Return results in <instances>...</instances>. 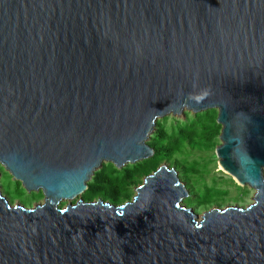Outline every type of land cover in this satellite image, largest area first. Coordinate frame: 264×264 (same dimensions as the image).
<instances>
[{"label":"water","instance_id":"1","mask_svg":"<svg viewBox=\"0 0 264 264\" xmlns=\"http://www.w3.org/2000/svg\"><path fill=\"white\" fill-rule=\"evenodd\" d=\"M211 108L250 205L198 215L162 164L121 205L58 206L151 157L158 118ZM0 165L44 196L0 192V264H264V0H0Z\"/></svg>","mask_w":264,"mask_h":264},{"label":"rangeland","instance_id":"2","mask_svg":"<svg viewBox=\"0 0 264 264\" xmlns=\"http://www.w3.org/2000/svg\"><path fill=\"white\" fill-rule=\"evenodd\" d=\"M221 124L217 122V109L211 108L193 113L183 110L180 115L171 114L158 118L147 140L153 155L147 159L127 163L117 168L111 162H102L95 171L100 172V185L89 198L85 191L71 201L61 200L59 207L78 199H101L115 206L130 201L135 187L159 165L173 168L187 195L181 201L200 215L211 209L225 207L245 208L253 202L255 190L238 181L219 162L216 148L220 145ZM95 173L92 177H94ZM264 177V168H263ZM0 165V192L10 204L25 208L44 201L41 190L25 191L21 182ZM92 178L89 180V182ZM88 186V184H87ZM107 195V196H104Z\"/></svg>","mask_w":264,"mask_h":264},{"label":"trees","instance_id":"3","mask_svg":"<svg viewBox=\"0 0 264 264\" xmlns=\"http://www.w3.org/2000/svg\"><path fill=\"white\" fill-rule=\"evenodd\" d=\"M100 174V172L95 173L94 177H92V180L88 182L87 189L85 190V194L87 197L90 198L96 192V188L100 185ZM104 196L107 195L104 194Z\"/></svg>","mask_w":264,"mask_h":264}]
</instances>
